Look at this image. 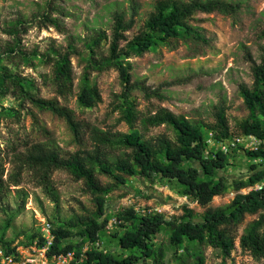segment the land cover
Segmentation results:
<instances>
[{
	"label": "rangeland",
	"instance_id": "374dc122",
	"mask_svg": "<svg viewBox=\"0 0 264 264\" xmlns=\"http://www.w3.org/2000/svg\"><path fill=\"white\" fill-rule=\"evenodd\" d=\"M225 1L239 2L241 11L234 17L218 13L197 14L191 21L203 40L188 39L177 43L174 48L158 46L141 57L130 59L133 82L160 89L163 95V99L146 100L141 91L134 92L141 119L145 114L164 107L194 124L212 125L215 108L223 102L227 107L232 137L242 136L240 124L249 116V111L240 86L252 88L254 82L247 55H252L258 63L262 55L264 41L259 39V35L264 30V0ZM153 10L154 0H0V71L7 67L20 83L18 87L7 82L6 89L0 91V150L6 161V174L12 171L10 161L14 150L24 151L26 141H51L65 154L80 148L64 120L34 108L23 97L26 91L45 99L56 97V52H70V46L75 49L71 55L75 89L67 101L60 97L58 100L71 108L77 119L98 130L129 132V126L119 122L120 113L113 111L115 96L122 91L118 73L112 68L102 71L89 69L90 52L85 44L91 42L99 30L110 36L116 13H123L129 20L136 12V24L127 33L128 39H132ZM46 16L57 19L58 25L48 24L44 20ZM108 50L109 44L103 42L98 53L108 55ZM85 75L90 77L91 83L98 85L102 95V102L94 108H83L78 103L77 94L84 84ZM21 103H24V108L20 107ZM163 133L175 136L173 129L166 126L145 132L146 137ZM205 134L208 151H217L219 141L212 139V144H209L210 133ZM258 163L262 162L248 158L237 149L233 151L225 173L230 181L245 180L254 173L251 172L252 165ZM53 179L59 195L58 204L51 202L41 188L30 182L28 174L20 186L10 188L1 203L8 213L0 209V237L14 240L16 247L25 246L23 243L27 237L47 220L55 227L66 225L68 228L76 224L72 228L73 239L80 240L78 232L83 226L79 221L97 219V204L85 181L75 180L69 171H56ZM97 179L102 187L110 190L104 195L106 216L99 220H109L107 235L103 239L105 248L114 249L121 257L124 255L116 250V242L109 237V233L116 229L119 211L133 208L143 214V211L161 213L176 223L189 219L187 210H190L191 218L201 222L206 211L227 207L236 195L230 188L215 197L208 206L202 207L178 194L168 183H152L125 176L126 184L120 185L99 171ZM248 190L243 189L241 193L246 194ZM15 212L12 223L7 226L10 215ZM261 214H247L240 222L221 227L235 241V248L229 256L207 243L191 242L177 249L172 245L170 230H165L153 240L160 256L159 262L201 264L202 259L203 264H264V260L255 259L240 246L241 237L254 221L260 219Z\"/></svg>",
	"mask_w": 264,
	"mask_h": 264
},
{
	"label": "trees",
	"instance_id": "16d2710c",
	"mask_svg": "<svg viewBox=\"0 0 264 264\" xmlns=\"http://www.w3.org/2000/svg\"><path fill=\"white\" fill-rule=\"evenodd\" d=\"M241 8L239 2L225 0H154V10L132 39H128L127 33L136 24V12L129 20L123 13H116L111 35L99 30L91 42L85 44L90 52L89 69L102 71L112 68L118 73L122 91L115 96L113 111L120 113L119 122L129 126L127 133L98 130L90 123L77 119L75 112L58 100L60 97L67 101L74 93L71 55L75 49L70 46V52H56V97L45 99L28 91L24 92L23 97L34 108L64 120L80 148L74 153L65 154L54 142L26 141L24 151L14 150L10 161L13 167L8 174L5 157L0 150V209L8 213L1 203L11 187L23 183L25 174L51 202L58 204L59 195L53 176L56 171L66 170L75 180L85 181L98 208L97 219L79 221L83 227L78 232V241H74L72 233L76 224L68 228L66 225L65 228L52 224L56 239L51 254L73 252L74 258L68 264H149V261H152L151 264H161L153 240L165 230H170L172 245L177 249L191 242L207 243L229 256L235 248V241L221 227L240 222L247 214L259 212H262L260 219L254 221L241 237L240 246L255 259L264 260V188L241 193V190L264 181V152H244L248 158L262 163L252 165L251 172L254 173L245 180L230 181L225 172L232 153L209 152L205 134L213 132L216 141L233 138L226 105L221 102L216 106L215 122L212 125L194 124L164 107L145 114L141 119L134 92L141 91L146 100L163 99V95L160 89L147 87L143 82H133L130 62L132 57H141L158 46L174 48L177 43L188 39L203 40L199 30L191 23L197 14L218 13L234 17ZM44 20L53 26L58 25L57 19L46 16ZM259 39L264 41V30ZM103 42L109 44L108 55L98 53ZM246 60L251 63L254 82L252 88L243 84L240 86V93L249 111V116L240 124L241 134L264 139V46L259 63L250 54ZM17 79L7 67L2 68L0 91L6 89L7 82L19 87ZM77 96L83 108H94L102 102L98 85L91 83L88 75H85L84 84L80 86ZM20 107L24 108V103ZM162 126L173 129L175 136L163 133L146 137L147 130ZM42 131L48 134L45 129ZM118 152L121 155H117ZM98 171L111 176L120 185L126 184L125 176L152 183H168L178 194L192 199L202 207L208 206L215 197L223 195L230 188H233L236 195L227 207L206 211L201 222L191 218L190 210H187L189 219L176 223L161 213L142 214L133 208L119 211L116 215V229L109 233V237L116 242V250L124 255L121 257L114 249H106L103 241L109 220H99L106 216L107 201L104 195L110 190L100 185ZM15 215L16 212L10 215L7 226L12 223ZM37 236L38 228L23 244L29 245ZM97 242L100 247H97ZM14 244V240L0 237V249L6 254L16 253ZM86 246L88 248L84 250ZM200 262L203 264L202 259Z\"/></svg>",
	"mask_w": 264,
	"mask_h": 264
},
{
	"label": "built area",
	"instance_id": "2783aa9c",
	"mask_svg": "<svg viewBox=\"0 0 264 264\" xmlns=\"http://www.w3.org/2000/svg\"><path fill=\"white\" fill-rule=\"evenodd\" d=\"M213 133L207 140L212 144ZM214 140V139H213ZM243 152H264V139L255 136L242 135L237 138H230L219 141L217 151L228 154L233 153L234 150ZM264 184H256L254 187L249 188L248 192L252 190H261ZM146 214V211H143ZM143 214V213H142ZM56 235L53 230V225L45 220L38 228V236L32 243L25 246H17L16 253L6 254L0 249V263L1 264H68L74 258L73 252L66 254H51L52 247L55 243ZM100 247V243H96ZM87 246L84 250H87Z\"/></svg>",
	"mask_w": 264,
	"mask_h": 264
}]
</instances>
